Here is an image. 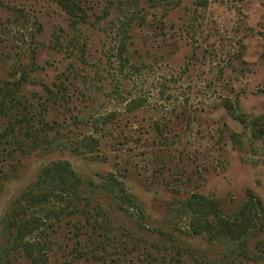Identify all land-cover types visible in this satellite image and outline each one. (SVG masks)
<instances>
[{
  "label": "rangeland",
  "instance_id": "obj_1",
  "mask_svg": "<svg viewBox=\"0 0 264 264\" xmlns=\"http://www.w3.org/2000/svg\"><path fill=\"white\" fill-rule=\"evenodd\" d=\"M16 113L0 264H264V0H0L1 133ZM59 159L78 186L37 182ZM109 175L134 206L103 190ZM195 195L235 234L249 223L242 237L192 235Z\"/></svg>",
  "mask_w": 264,
  "mask_h": 264
},
{
  "label": "trees",
  "instance_id": "obj_2",
  "mask_svg": "<svg viewBox=\"0 0 264 264\" xmlns=\"http://www.w3.org/2000/svg\"><path fill=\"white\" fill-rule=\"evenodd\" d=\"M61 2H72L73 0H61ZM125 30V29H123ZM122 46V45H121ZM121 50V49H120ZM119 56L121 57V51L119 53ZM15 84H17L15 82ZM15 92V91H14ZM10 99L13 100V95L10 96ZM15 103H18L19 100L14 99ZM19 104V103H18ZM142 106V100L141 99H133L129 103H127L126 108L128 110H132L134 108ZM11 120V121H10ZM9 121L12 123V125L9 123L4 128L3 132H0V140L1 137L6 136L7 133H15L20 132L21 130H24L25 127H28V120L25 114L16 113L14 120L9 119ZM25 134L28 132V128L25 129ZM96 139H92L91 137H84L80 141V148H84V152H92L96 146ZM60 148H65V145H61ZM78 148V147H77ZM55 146L52 147L49 150H54ZM48 179H57L58 181H61L63 183L67 182L72 187H76L80 184V178L76 174V172L73 170L70 162L65 159H59L56 161L50 162V164L45 167L41 173L37 176V182H46ZM90 184H93L91 181ZM101 186H103V190L107 193H110V187L114 186L116 187V190L112 191L110 197L121 200L123 202H126L128 204H131L134 206L136 201H138L137 196L134 194H130L126 191L125 185L122 180L117 179L113 175H109L107 178H102ZM1 190V189H0ZM48 191H40L36 194H32L30 197L31 203H36L41 205L43 202L47 201L48 199ZM140 202V201H139ZM121 206V205H120ZM186 210H189L191 212L190 214V221H189V228L191 230L192 235H201L206 234L207 238L209 240L215 239V238H225L227 240L233 241L240 239L243 235V233L247 230V225L245 228L242 229L240 233L235 234L233 231H231V223L229 221H224L220 215L217 213V210L215 208V205H213V201H210L206 197L202 195H195L193 198L187 199L183 205ZM136 207L140 210L139 204L136 205ZM122 208V207H121ZM218 222V235H214L212 232L213 224ZM38 222H40V219L37 217H31L27 218L25 220H22L17 226H16V237H19L21 240L24 236V234L31 232L34 228H36ZM226 222V223H225ZM6 223V218L0 219V234L3 229V226ZM221 226L224 228L222 230ZM23 247L29 246L28 242L21 240Z\"/></svg>",
  "mask_w": 264,
  "mask_h": 264
}]
</instances>
